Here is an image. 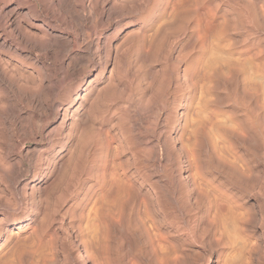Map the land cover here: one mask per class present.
<instances>
[{
	"label": "rangeland",
	"instance_id": "rangeland-1",
	"mask_svg": "<svg viewBox=\"0 0 264 264\" xmlns=\"http://www.w3.org/2000/svg\"><path fill=\"white\" fill-rule=\"evenodd\" d=\"M49 1L0 0V264H264V0H117L83 33ZM82 36L109 50L82 61ZM180 113L169 147L197 153L199 200L166 198L136 141Z\"/></svg>",
	"mask_w": 264,
	"mask_h": 264
},
{
	"label": "bare ground",
	"instance_id": "bare-ground-1",
	"mask_svg": "<svg viewBox=\"0 0 264 264\" xmlns=\"http://www.w3.org/2000/svg\"><path fill=\"white\" fill-rule=\"evenodd\" d=\"M15 1V0H14ZM40 1V0H39ZM43 1V0H42ZM120 1V0H119ZM21 2V1H20ZM47 2V1H46ZM50 2V1H49ZM114 2H117V0H80L79 2L76 1V0H51L50 4H46L47 7L45 9V11L47 10V13H48V10L51 11L52 13H55L58 17L59 15L61 14H64L68 17V19L74 21L78 26V29L81 31V33H83V26H85V23H90L91 21H95V19H98V20H101L103 21V18H105L106 20V24H108L109 22H112L115 18H121V11L120 9H117L113 4ZM126 2V1H125ZM13 3V2H12ZM17 5H18V2H16ZM43 3V2H42ZM41 3V4H42ZM48 3V2H47ZM119 3V2H118ZM122 3V2H121ZM119 3V5L121 4ZM1 4V3H0ZM117 4V3H116ZM123 4V3H122ZM44 5V3H43ZM106 8V6H108ZM118 5V6H119ZM16 6V5H15ZM45 6V5H44ZM124 6V4H123ZM121 6V7H123ZM165 6V3L163 2L162 4V8H164ZM12 9L10 11V14H16L17 12V9L10 6ZM43 7V6H42ZM127 10V8H124ZM44 10V8L42 9ZM124 11V10H123ZM122 11V13H123ZM128 11V10H127ZM23 12V11H22ZM21 12V13H22ZM50 12V13H51ZM130 12V10H129ZM6 13V12H5ZM132 13V12H131ZM18 14V13H17ZM28 14V13H27ZM128 14V13H127ZM130 14V13H129ZM136 14V13H135ZM19 15V14H18ZM54 15V14H53ZM6 16V15H5ZM8 16H10L8 14ZM45 16V14H44ZM48 16V14H47ZM50 16H52V14H50ZM49 16V17H50ZM124 16V15H123ZM7 17V16H6ZM17 17V16H16ZM21 17V16H20ZM24 17V16H23ZM55 17V15L53 16ZM55 17V18H56ZM61 17V16H60ZM52 18V17H51ZM62 18V17H61ZM60 18V20H62ZM8 19V18H7ZM15 19V18H14ZM20 19V18H19ZM28 19V18H27ZM66 19V18H65ZM64 19V20H65ZM18 20V19H17ZM67 20V19H66ZM20 21V20H19ZM39 21V20H38ZM44 21V20H43ZM47 21V20H45ZM63 21V20H62ZM61 21V22H62ZM97 21V20H96ZM11 22H14V21H11ZM49 22V21H48ZM47 22V23H48ZM65 22V21H64ZM100 22V21H99ZM104 22V21H103ZM36 23V22H35ZM67 23V21H66ZM64 23V24H66ZM72 22H70L69 24H71ZM92 24L93 23H96V22H91ZM119 23V21L117 22V24ZM7 24V23H6ZM10 24V23H9ZM16 22L13 24V31L12 33H16L15 37L17 36V38L20 40L18 41L23 43L24 45H29V47H33V48H42V49H45V50H48V49H51L52 51L55 50V48H59V44L60 46H62L61 49H63V51L65 52V54L67 55H72V52H73V44H74V41H73V38L71 39V37H62L61 35H54L52 34L51 32H47V33H43V35H41L42 37H44L46 40L43 41L44 39L41 37L38 38V40H36L37 38H33V35H29V33H25L23 32V30H19V27L18 25L16 24ZM20 24V22H19ZM32 24V23H31ZM68 24V25H69ZM30 25V24H29ZM67 25V24H66ZM72 25V24H71ZM9 26V25H8ZM47 26V25H46ZM76 26V25H75ZM108 26V25H107ZM41 27L42 25H38L37 24V28H38V31L40 32L41 31ZM45 28V27H44ZM73 28V27H72ZM116 28V27H115ZM28 29H26V32H29V30L27 31ZM32 30V29H31ZM79 31V32H80ZM33 32V31H32ZM31 32V33H32ZM35 33V32H34ZM41 33V32H40ZM80 33V34H81ZM96 33V32H95ZM37 34V33H36ZM85 34V33H84ZM10 35V34H9ZM83 35V34H82ZM99 35V34H98ZM129 35V34H128ZM85 36V35H83ZM82 36V37H83ZM89 36V35H88ZM127 36V35H126ZM35 37V35H34ZM37 37V35H36ZM108 38V37H107ZM107 38H104V39H101V40H104L102 43H100L99 41V38L95 39L94 40H91V41H87L86 38L83 39L80 41L81 42V45H82V55L80 58H82L84 61H90L91 59H93L94 57H98L100 56V54L104 55L108 50H106V42L107 41ZM128 38V37H127ZM131 38V37H129ZM43 39V40H41ZM1 40V39H0ZM41 40L40 42L42 43H39L38 41ZM75 40V39H74ZM4 41V40H3ZM79 41V40H78ZM2 42V41H1ZM0 42V44H1ZM17 42V40H16ZM76 42V41H75ZM3 43V42H2ZM8 44V43H7ZM80 45V44H78ZM29 49V48H28ZM60 49V48H59ZM36 50H39V49H36ZM44 50V51H45ZM43 51V52H44ZM51 51V52H52ZM56 51V50H55ZM49 52V51H48ZM58 52V51H57ZM115 52V51H114ZM77 53V52H76ZM75 53V54H76ZM116 53V52H115ZM114 53V54H115ZM55 54V53H54ZM113 54V53H112ZM113 54V56H114ZM59 56V55H58ZM108 55H105V57H107ZM112 56V58H113ZM55 57V56H54ZM104 57V56H103ZM104 57V58H105ZM115 57V56H114ZM74 59V57H72ZM60 59V58H59ZM62 59H65V58H62ZM71 59V57H70ZM72 59V60H73ZM78 59V58H77ZM68 60V59H67ZM71 60V61H72ZM76 60V59H75ZM81 60V59H80ZM61 61V60H60ZM103 60H101L102 62ZM107 61V59H106ZM113 61V60H112ZM66 62V61H65ZM74 62V61H73ZM76 62H80V61H77ZM98 62V61H97ZM96 62V63H97ZM1 63V62H0ZM86 63V62H83V64ZM92 63L93 60H92ZM91 63V64H92ZM100 63V62H99ZM66 64V63H65ZM70 64V62L68 63ZM66 64V65H68ZM88 64V63H87ZM85 64V65H87ZM96 65V64H95ZM1 66V65H0ZM63 66V65H62ZM99 66V65H98ZM104 67V66H103ZM2 70V68H0ZM106 69V68H105ZM1 70H0V79L2 80H5L3 79V76H2V73H1ZM102 70V69H101ZM111 71V70H110ZM109 71V72H110ZM201 73V72H200ZM4 74V73H3ZM98 75V74H97ZM199 77V76H198ZM5 78V76H4ZM7 82V81H6ZM199 82V81H198ZM172 85V82L169 83L168 86H171ZM6 86H9V84H7ZM8 88V87H7ZM22 94V93H21ZM83 98V97H82ZM81 98V99H82ZM78 99V98H77ZM79 101V100H78ZM177 101V98H172V102H176ZM33 102V101H32ZM188 103V102H186ZM76 104V103H75ZM189 105V104H188ZM185 106V105H184ZM187 106V105H186ZM184 108V107H183ZM195 110V109H194ZM14 111V109H13ZM71 111V110H69ZM183 111V110H182ZM11 113V112H10ZM10 115V114H8ZM7 115V116H8ZM17 115V114H15ZM18 116V115H17ZM65 116V115H64ZM183 114L180 113L179 117L178 115L176 114L175 117H174V121L178 123L179 128L173 133V136L171 135V133L169 132L168 130V126H166L165 124L163 125H160L159 124H151L152 126H149V127H145L146 129H144V131H140L139 132V136L140 138L138 140H136L137 142H139V144H143L142 146L144 147V151H146L147 153L150 154V160L153 163V167H157V165H155L156 163L158 164H161L162 165V173L163 175H161V177L158 178L159 181H157V183L160 186L159 189L163 190L162 191V194L164 192V194L166 195V198L168 197L169 199L171 200H175V198H177L178 196H182L183 194H187L188 192V196H196L197 200L201 199L200 197V194L196 193L195 192V189H194V182L195 180L199 179V177H201V165H200V161L198 159V156L196 155L197 153L194 152L193 149H190L188 150L187 148H185L186 150H188V152L186 150L183 149V147L179 144L178 147H175V144L174 146H170L169 147V144L171 145V143L174 141H176L177 139L175 138L178 137L177 135L180 133L179 131L180 130H183V128L186 126V121L185 120H181L179 121L180 118H182ZM8 117H13V113L11 114V116H8ZM16 117V116H15ZM16 118H19V117H16ZM65 118V117H63ZM143 118H146V117H143ZM15 119V118H14ZM184 119V118H183ZM168 120V119H167ZM163 122V121H162ZM15 123V122H14ZM168 123V122H167ZM170 124V122H169ZM134 128V127H133ZM134 133V132H133ZM78 134V133H77ZM135 134V133H134ZM133 134V135H134ZM180 135V134H179ZM170 142V143H169ZM191 147V146H190ZM189 148V147H188ZM190 151V153H189ZM196 151V150H195ZM197 152V151H196ZM132 154V153H131ZM138 154V153H136ZM135 154V155H136ZM140 156V155H139ZM131 157V156H130ZM72 159V158H71ZM141 159V158H140ZM134 160V159H133ZM147 160H149V158H147ZM133 162V161H132ZM136 162V161H135ZM156 162V163H155ZM140 163V162H138ZM147 163V161H146ZM143 164V163H142ZM141 164V165H142ZM150 164V163H149ZM133 165V164H132ZM140 165V166H141ZM146 165V164H145ZM160 165V167H161ZM139 166V165H138ZM137 166V167H138ZM139 166V167H140ZM107 167V166H106ZM132 167V166H131ZM152 167V166H151ZM192 167H194V172L190 173V169H192ZM142 168V167H141ZM140 168V169H141ZM146 168V167H145ZM144 169V168H143ZM142 169V170H143ZM156 169H159L158 167ZM137 170V168L135 169ZM138 172V171H137ZM120 173V172H119ZM141 174V173H140ZM18 175V174H16ZM138 174L136 172H134V178L135 177H138L137 176ZM15 176V175H14ZM17 177V176H16ZM19 177V176H18ZM117 177V176H116ZM11 177H9V180H10ZM12 178H14L12 176ZM21 178V177H20ZM18 179V178H17ZM116 179H119V178H116ZM162 179V180H161ZM12 180V179H11ZM112 180V179H111ZM135 180V179H134ZM15 181V180H14ZM43 181V180H42ZM164 181V182H162ZM13 183V181H11ZM41 181H37L35 184H40ZM114 182V181H113ZM199 182V180H198ZM16 183V182H14ZM117 183V182H115ZM196 183V182H195ZM21 184V183H20ZM35 184L32 185V189H33V186H35ZM114 184V183H113ZM141 184V183H139ZM110 185V184H108ZM112 185V184H111ZM139 186V185H138ZM154 186L152 185V188ZM138 188V187H137ZM133 189V191L138 194V189ZM151 188V187H150ZM157 188V187H156ZM115 190V188H114ZM147 191H149V189H146ZM157 190V189H156ZM145 193V192H143ZM140 194V195H144V194ZM146 193H149V192H146ZM151 193V192H150ZM158 194V193H157ZM160 194V192H159ZM185 194V195H186ZM198 194V195H197ZM124 195V194H123ZM135 195V194H134ZM140 195H137L138 196V199L139 197L141 198ZM155 195V194H154ZM153 195V196H154ZM149 196V195H147ZM146 196V197H147ZM187 196V197H188ZM111 197V196H110ZM144 196V198H146ZM184 197V196H183ZM181 197V198H183ZM186 197V196H185ZM184 197V198H185ZM132 198H135V196H133ZM149 198V197H147ZM194 198V197H193ZM150 199H152L150 197ZM155 200V198H153ZM157 199V198H156ZM178 199V198H177ZM180 199V198H179ZM190 199V198H189ZM143 200V199H142ZM186 201V198L184 199ZM193 200V199H192ZM191 200V201H192ZM204 200V199H203ZM133 199H131V201L129 200V203H128V207L130 206V209L131 207H134V205H138L137 201L134 200V202H132ZM146 202H150L149 199H147ZM144 201V203H146ZM153 202V201H152ZM173 202V201H172ZM176 202V201H175ZM182 202V201H181ZM188 202H190L188 200ZM218 202V201H217ZM140 203V202H139ZM179 203H180V200H179ZM92 204V203H91ZM147 205V204H146ZM154 205V204H151V206ZM180 205V204H179ZM201 205V204H200ZM173 206V205H172ZM148 207V206H147ZM179 207V206H178ZM180 208V207H179ZM185 208V207H184ZM129 209V210H130ZM140 211V210H139ZM215 211V210H214ZM189 213V212H188ZM184 215V214H183ZM115 216V215H114ZM213 218V217H212ZM154 233V232H153ZM154 236V235H153ZM217 236V235H216ZM219 237V236H218ZM226 242V241H225ZM156 243V242H155ZM71 246V245H70ZM155 251V250H154ZM171 257V256H170ZM174 258V257H173ZM84 258L83 257H80V260H78V263H83ZM84 264V263H83Z\"/></svg>",
	"mask_w": 264,
	"mask_h": 264
}]
</instances>
